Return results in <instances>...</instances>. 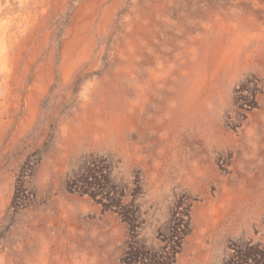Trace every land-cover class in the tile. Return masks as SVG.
I'll return each instance as SVG.
<instances>
[{"label": "rangeland", "instance_id": "1", "mask_svg": "<svg viewBox=\"0 0 264 264\" xmlns=\"http://www.w3.org/2000/svg\"><path fill=\"white\" fill-rule=\"evenodd\" d=\"M0 264H264V0H0Z\"/></svg>", "mask_w": 264, "mask_h": 264}]
</instances>
